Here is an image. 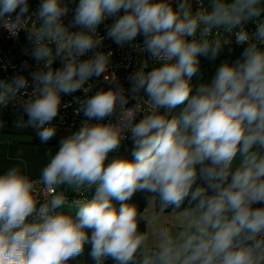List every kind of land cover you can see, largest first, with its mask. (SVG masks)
Listing matches in <instances>:
<instances>
[{"label": "clouds", "instance_id": "9594fccd", "mask_svg": "<svg viewBox=\"0 0 264 264\" xmlns=\"http://www.w3.org/2000/svg\"><path fill=\"white\" fill-rule=\"evenodd\" d=\"M0 30L36 65L0 78V116L42 144L83 117L38 179L20 156L0 173V264H264V0H0ZM106 40L136 53L128 88Z\"/></svg>", "mask_w": 264, "mask_h": 264}, {"label": "built area", "instance_id": "2783aa9c", "mask_svg": "<svg viewBox=\"0 0 264 264\" xmlns=\"http://www.w3.org/2000/svg\"><path fill=\"white\" fill-rule=\"evenodd\" d=\"M78 2V0H77ZM39 3V0H30L31 8L34 10ZM75 7V4L72 5ZM67 19L65 20V23H67ZM106 23H111V21H107ZM249 27H253L252 25H249ZM101 35H104V27L101 26V28L98 30ZM138 41H142V37L138 38ZM106 50H111L114 55L112 57L113 65H118V67L115 68L117 71V74L120 77L121 83L124 84L125 88L130 87L127 76L134 71L135 69V58L136 53L132 52L128 48H120L117 45H115L111 40H106ZM27 46V41L25 40V34L22 32L20 34V37L18 40L10 39L8 37V33L6 31L0 30V64H9V68L7 72H4L0 70V78L7 77L14 74L13 66H15V70L18 71L20 66L26 61L28 65L30 66L27 71L35 70V61H33L30 57L24 55L23 48ZM235 48V45H233ZM131 55L133 57V61L129 65L128 57ZM86 58V57H85ZM56 67H59V63L55 65ZM27 71H25V75H27ZM102 80V77H101ZM93 83L99 84V81H93ZM31 91V89H29ZM95 91V89H94ZM77 96L82 95V93H76ZM72 99L71 96L64 97L65 101H70ZM75 107V105H73ZM62 114H65V111L62 110ZM18 118L17 115H15V110L11 107L3 111V116H0V119H3L6 122V126H14L13 122ZM82 114L80 117H75L73 115V108H69L66 110L65 114V124L60 126V131H73L76 127L79 126L80 120L82 119ZM12 124V125H9ZM128 147H131V141L125 142ZM123 149L121 150V152ZM38 179V178H33ZM92 195V192L89 193H80L79 196L72 192H68V201L69 204H71L76 199H85L90 198ZM74 208V207H73ZM75 209V208H74Z\"/></svg>", "mask_w": 264, "mask_h": 264}, {"label": "crops", "instance_id": "0c3cea01", "mask_svg": "<svg viewBox=\"0 0 264 264\" xmlns=\"http://www.w3.org/2000/svg\"><path fill=\"white\" fill-rule=\"evenodd\" d=\"M58 146L51 145H30L21 143L20 140L13 138L0 141V173L7 170L8 167L12 166L17 162L16 158L18 156L22 157L27 161V172L31 178H39L41 168L47 163L48 153H54ZM157 210L159 208L157 207ZM145 215L151 216V211L149 205L145 209ZM159 219L151 227V232H156L159 227L167 226L175 231L176 221L174 216L170 212L160 213L157 211L155 213ZM155 240V236L152 237Z\"/></svg>", "mask_w": 264, "mask_h": 264}, {"label": "trees", "instance_id": "16d2710c", "mask_svg": "<svg viewBox=\"0 0 264 264\" xmlns=\"http://www.w3.org/2000/svg\"><path fill=\"white\" fill-rule=\"evenodd\" d=\"M239 51H240V49H237L236 54H238ZM234 55H235V53H234ZM225 58H234V56L233 57L227 56V48H225L224 52H222L220 60H223ZM220 60H217L214 63L209 62L207 60H202L201 76L203 77V79L205 81L210 80L211 76L213 75V73L215 71V67L220 62ZM194 82H195V80H194ZM9 125H12V124H9ZM20 141H21V143H24V144L41 145L36 138H30L29 140H20ZM133 202L139 206V209L141 211H145V207L147 206V201H146L143 194L137 193L135 195V197L133 198ZM74 211H70V212L74 213ZM168 211H170V210H168ZM168 211H166V212H168ZM66 212H68V211H66ZM140 227H141V229H143L144 224L141 223ZM84 261H87V264H93L90 257L88 256V249L85 250L83 257L79 258L78 261H74L73 264H82V262H84ZM106 264H112V262L108 261V262H106Z\"/></svg>", "mask_w": 264, "mask_h": 264}, {"label": "water", "instance_id": "95a60500", "mask_svg": "<svg viewBox=\"0 0 264 264\" xmlns=\"http://www.w3.org/2000/svg\"><path fill=\"white\" fill-rule=\"evenodd\" d=\"M69 133V131H59L58 135L51 141L48 142V144H42L39 140V138L35 135V132L31 129H18L14 126H6L3 128H0V135H11V136H24V137H31L36 138L40 144L42 145H51V146H59V139L62 136H65ZM121 155L126 156L128 159H132V156L130 155V148L127 152L124 150L120 153ZM115 153H110L109 158H112Z\"/></svg>", "mask_w": 264, "mask_h": 264}, {"label": "rangeland", "instance_id": "374dc122", "mask_svg": "<svg viewBox=\"0 0 264 264\" xmlns=\"http://www.w3.org/2000/svg\"><path fill=\"white\" fill-rule=\"evenodd\" d=\"M10 138H13V139H16V140H29L31 137H24V136H11V135H0V141L2 140H7V139H10ZM149 209L151 211V216L156 213L157 211L160 212V210H157V207H153L152 205H149ZM64 211H74L75 209L74 208H68L66 207L65 209H63ZM161 213V212H160ZM164 213V212H163ZM150 217V216H149ZM154 225L153 224H150L149 225V231L151 232L152 231V228Z\"/></svg>", "mask_w": 264, "mask_h": 264}]
</instances>
